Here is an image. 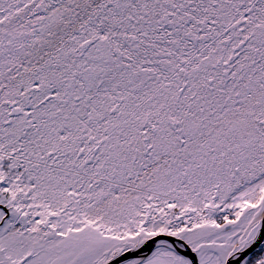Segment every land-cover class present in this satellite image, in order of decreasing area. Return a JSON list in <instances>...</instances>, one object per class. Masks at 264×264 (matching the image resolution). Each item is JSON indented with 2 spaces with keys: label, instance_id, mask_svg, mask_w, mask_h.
<instances>
[{
  "label": "snow or ice",
  "instance_id": "6c2138e0",
  "mask_svg": "<svg viewBox=\"0 0 264 264\" xmlns=\"http://www.w3.org/2000/svg\"><path fill=\"white\" fill-rule=\"evenodd\" d=\"M0 264H264V0H0Z\"/></svg>",
  "mask_w": 264,
  "mask_h": 264
}]
</instances>
